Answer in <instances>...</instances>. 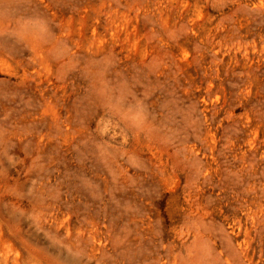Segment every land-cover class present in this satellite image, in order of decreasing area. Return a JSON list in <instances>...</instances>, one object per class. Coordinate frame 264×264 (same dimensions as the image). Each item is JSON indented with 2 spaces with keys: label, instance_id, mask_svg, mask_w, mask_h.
I'll return each instance as SVG.
<instances>
[{
  "label": "rangeland",
  "instance_id": "rangeland-1",
  "mask_svg": "<svg viewBox=\"0 0 264 264\" xmlns=\"http://www.w3.org/2000/svg\"><path fill=\"white\" fill-rule=\"evenodd\" d=\"M0 264H264V0H0Z\"/></svg>",
  "mask_w": 264,
  "mask_h": 264
}]
</instances>
